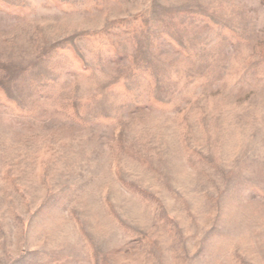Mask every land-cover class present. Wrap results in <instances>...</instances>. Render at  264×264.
<instances>
[{
    "label": "rangeland",
    "instance_id": "obj_1",
    "mask_svg": "<svg viewBox=\"0 0 264 264\" xmlns=\"http://www.w3.org/2000/svg\"><path fill=\"white\" fill-rule=\"evenodd\" d=\"M0 264H264V0H0Z\"/></svg>",
    "mask_w": 264,
    "mask_h": 264
}]
</instances>
